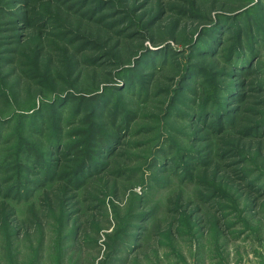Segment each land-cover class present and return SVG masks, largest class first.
<instances>
[{
  "label": "rangeland",
  "instance_id": "rangeland-1",
  "mask_svg": "<svg viewBox=\"0 0 264 264\" xmlns=\"http://www.w3.org/2000/svg\"><path fill=\"white\" fill-rule=\"evenodd\" d=\"M0 264H264V0H0Z\"/></svg>",
  "mask_w": 264,
  "mask_h": 264
},
{
  "label": "trees",
  "instance_id": "trees-1",
  "mask_svg": "<svg viewBox=\"0 0 264 264\" xmlns=\"http://www.w3.org/2000/svg\"><path fill=\"white\" fill-rule=\"evenodd\" d=\"M223 24L225 25V26H227V24L228 23H224L223 22ZM220 33H221V31H218V27L217 26H214L213 27V29L210 31V35H211V41L209 42V44L207 45V46H209L210 47V49H208V51H206V53H204L205 55H203V56H207L208 54H211V47L213 48L216 44H217V42H218V39H219V36H220ZM202 40V39H201ZM202 42V41H201ZM228 63L229 64H231L232 63V61H228ZM245 63H247V61L245 62ZM232 65V64H231ZM235 65H237V66H239L240 65V63H236V62H234V66ZM139 66H141V64L139 63ZM202 72V71H201ZM225 74L227 73V75H230L231 76V72L229 73L228 71H226V72H224ZM187 82V80H182V86H180L179 88H178V91H177V97H179L180 95H183L184 94V90H185V88H186V85H185V83ZM233 82V84L232 85H230V86H225V91H226V93L225 94H223L222 95V98H223V100H224V102L225 103H229V101L231 100V98H232V95H233V93L235 92V89H236V85H237V83L236 82H234V81H232ZM143 86H144V81L142 82V85H141V87L140 88H142L143 89ZM94 97V100H96V101H99L101 98H102V95H95V96H93ZM178 99H180V98H178ZM209 99V98H208ZM60 100V99H59ZM195 102H196V100H194ZM85 102V101H84ZM89 102V101H88ZM205 102H207V100L205 101ZM204 102V103H205ZM86 103V102H85ZM184 103H186V102H184ZM210 103H211V101H210ZM213 103V102H212ZM109 107L110 106H107V107H103V110L104 111H107L106 112V114L104 115L105 116V120H106V122H107V127H110V128H112V133H111V137L112 138H116L117 136H118V133L120 134V132H121V130H123V129H128V127L130 128L131 127V124H132V122H133V120H134V112H130V113H128V111L127 110H124V109H122L123 107H121V106H118L117 105V103H115L114 104V106L112 105V107L110 108V110H109ZM184 110H181V111H178V109H177V114H180V113H182ZM173 114H175V111H171ZM195 112H198V115L200 114V117H202V116H206V118L208 117V113H209V109L207 108V106H201V108H199V109H196V111ZM225 111L223 110V109H220V111H218V113H217V116H216V118H220L221 117V115L224 113ZM191 116V115H190ZM203 117V118H204ZM216 120V119H215ZM217 122V121H216ZM218 123V122H217ZM103 131V125L102 124H100V123H98L97 125H96V127L89 133V135H90V139L91 140H96V138L101 134V132ZM88 135V136H89ZM73 148V146H70L69 147V149H72ZM27 152H29L28 153V157H29V160L30 161H33V158H34V156H36V155H34L35 154V151H30V150H27ZM93 156V157H92ZM37 157V156H36ZM93 158V159H92ZM96 158L97 157H95L94 156V154L93 155H91L88 159H90V160H88L89 162H86V163H83L84 165H85V170L90 166V164L91 163H93V161L94 160H96ZM35 161V163H38V162H40V158L38 159H35L34 160ZM92 169V168H91ZM31 168L29 167V169L27 170V172H31ZM80 170H82V169H80ZM87 171H88V175H89V172L91 171L90 170V167L87 169ZM87 171H85V172H87ZM120 240V239H119ZM111 258L112 257H109V260L108 261H111Z\"/></svg>",
  "mask_w": 264,
  "mask_h": 264
}]
</instances>
